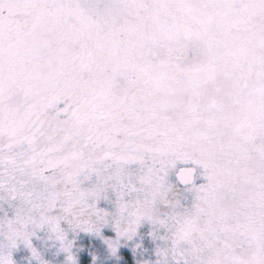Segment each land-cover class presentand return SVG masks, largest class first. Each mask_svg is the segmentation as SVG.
Instances as JSON below:
<instances>
[{
  "label": "snow or ice",
  "instance_id": "1",
  "mask_svg": "<svg viewBox=\"0 0 264 264\" xmlns=\"http://www.w3.org/2000/svg\"><path fill=\"white\" fill-rule=\"evenodd\" d=\"M145 222L137 264H264V0H0V264Z\"/></svg>",
  "mask_w": 264,
  "mask_h": 264
},
{
  "label": "rangeland",
  "instance_id": "2",
  "mask_svg": "<svg viewBox=\"0 0 264 264\" xmlns=\"http://www.w3.org/2000/svg\"><path fill=\"white\" fill-rule=\"evenodd\" d=\"M152 231V226L148 223L142 224L138 229V234L131 241H121L118 248L117 257H127L129 258V264H137L139 261L150 260L155 261L156 256L153 254V249L155 243L153 242L149 233ZM105 235L112 236V233L109 229L104 230ZM37 235L44 238V233L38 232ZM70 239H74L73 253L76 256L77 264H84L85 261H91L92 254L97 256V264H121V260H118L117 257H113L107 254L106 246L100 241L98 237L91 236L89 234L79 232L73 235V233H68ZM33 243L37 247H41L44 252L45 258H52L55 261V264H60L63 260V254L59 256L52 257V252L54 249L47 247V242L45 246H41V240L33 238ZM136 244L141 245L140 248L136 249L135 256H133L132 249ZM14 259H16L19 264H28L27 257L28 253L25 249L21 248L19 251L13 254Z\"/></svg>",
  "mask_w": 264,
  "mask_h": 264
}]
</instances>
